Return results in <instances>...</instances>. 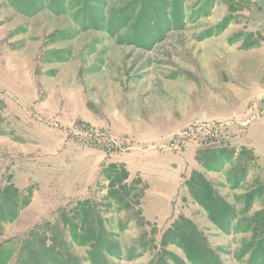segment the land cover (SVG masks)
<instances>
[{
	"label": "rangeland",
	"instance_id": "374dc122",
	"mask_svg": "<svg viewBox=\"0 0 264 264\" xmlns=\"http://www.w3.org/2000/svg\"><path fill=\"white\" fill-rule=\"evenodd\" d=\"M0 264H264V0H0Z\"/></svg>",
	"mask_w": 264,
	"mask_h": 264
}]
</instances>
